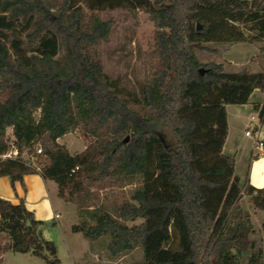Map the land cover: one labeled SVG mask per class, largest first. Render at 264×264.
<instances>
[{"label": "trees", "instance_id": "obj_1", "mask_svg": "<svg viewBox=\"0 0 264 264\" xmlns=\"http://www.w3.org/2000/svg\"><path fill=\"white\" fill-rule=\"evenodd\" d=\"M115 9H143L155 26L139 92L104 68L111 22L100 13ZM248 22L264 33L263 0H0V177L54 181L59 197L77 205L72 231L92 242L108 236L113 257L140 247V264H264L240 204L246 192L264 209V187L236 175L235 156L223 150L227 105L264 91V73L228 72L197 55L214 51L208 43L249 41L241 28ZM255 108L264 123V104ZM74 131L91 139L75 154L58 141ZM37 145L41 165L21 155ZM13 149L17 156L4 157ZM105 182L138 184L111 206L91 190ZM44 223L23 198L0 196V256L59 264Z\"/></svg>", "mask_w": 264, "mask_h": 264}, {"label": "rangeland", "instance_id": "obj_2", "mask_svg": "<svg viewBox=\"0 0 264 264\" xmlns=\"http://www.w3.org/2000/svg\"><path fill=\"white\" fill-rule=\"evenodd\" d=\"M100 15L104 20L111 22L109 37L102 47L106 72L112 79H117L122 86L139 92L148 73L150 61L153 60L154 23L143 9L103 10ZM241 28L249 37V41L208 43L207 46L214 51L198 50L199 59L203 63L212 61L221 63L228 72L248 70L251 73H264V33H261L257 24L253 22L241 24ZM27 46L31 47L29 44ZM256 90L257 92L252 96L254 106L264 104V91ZM234 106L236 105L232 104L230 108ZM244 113L248 119L253 115V124H258L259 111L257 109L246 107ZM7 134L8 138L13 140L12 128L7 129ZM90 140V137L82 131L70 132L58 139L59 143L65 145L73 154L83 151ZM37 147L39 148V145ZM37 153L39 152L26 150L21 155L31 159L37 165L44 164L46 159L42 154ZM49 181L53 197L60 198L67 209L60 223L51 225L49 221H46L42 226L43 236L54 241L57 246L59 264H140L142 262L143 251L140 247L129 253L113 257L104 244L105 240L109 241L108 236L92 242L81 233L73 232L72 225L81 222L77 205L59 197L57 184L54 185L51 180ZM137 184L138 182H135L124 186L119 183L105 182L104 188L92 187L91 190L100 198V201L112 206L126 200ZM240 204L244 211L251 214L255 226L252 238L256 239L264 249V209L254 206L250 195L246 192L242 195ZM141 221L142 219H138L127 223L133 225ZM0 258L2 264H46L43 258L31 253L7 251L1 254Z\"/></svg>", "mask_w": 264, "mask_h": 264}, {"label": "crops", "instance_id": "obj_3", "mask_svg": "<svg viewBox=\"0 0 264 264\" xmlns=\"http://www.w3.org/2000/svg\"><path fill=\"white\" fill-rule=\"evenodd\" d=\"M256 92L257 90L253 94ZM252 96L246 104H235L236 106L232 108H230L232 104L227 105L228 136L223 150L226 154L235 156L236 175L244 178L248 173L249 183L256 188H262L264 187V155H261L260 149L256 147V138L245 134L249 128L257 127L259 136L264 138V123L259 119L258 124H253L254 116L248 119L244 113L246 107L256 109ZM259 106L261 107L262 104ZM49 182L40 174H28L24 176L23 183L17 181L12 185L10 178L3 176L0 177V196L13 203H18L23 198L27 208L35 213L37 219L60 223L67 209L60 198L53 197Z\"/></svg>", "mask_w": 264, "mask_h": 264}, {"label": "built area", "instance_id": "obj_4", "mask_svg": "<svg viewBox=\"0 0 264 264\" xmlns=\"http://www.w3.org/2000/svg\"><path fill=\"white\" fill-rule=\"evenodd\" d=\"M245 134L247 136H254L256 138V147H258L260 149V153L261 155H264V142H263V138H261L259 136V133H258V128L256 127H253V128H249ZM37 151L39 153H41V148H38ZM18 155V151L17 150H11L9 151L8 153H6L4 155V157H14V156H17ZM58 216V215H57Z\"/></svg>", "mask_w": 264, "mask_h": 264}, {"label": "water", "instance_id": "obj_5", "mask_svg": "<svg viewBox=\"0 0 264 264\" xmlns=\"http://www.w3.org/2000/svg\"><path fill=\"white\" fill-rule=\"evenodd\" d=\"M197 28H198V29L200 28V24H197ZM200 72L203 74V73H204V69L201 68V69H200ZM128 140H129V136L126 137L125 142H127Z\"/></svg>", "mask_w": 264, "mask_h": 264}]
</instances>
